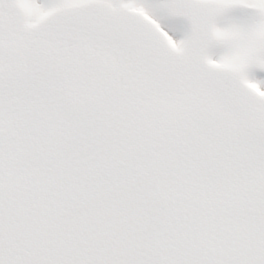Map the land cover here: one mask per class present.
Returning a JSON list of instances; mask_svg holds the SVG:
<instances>
[{
    "label": "snow or ice",
    "instance_id": "obj_1",
    "mask_svg": "<svg viewBox=\"0 0 264 264\" xmlns=\"http://www.w3.org/2000/svg\"><path fill=\"white\" fill-rule=\"evenodd\" d=\"M0 264H264V0H0Z\"/></svg>",
    "mask_w": 264,
    "mask_h": 264
}]
</instances>
